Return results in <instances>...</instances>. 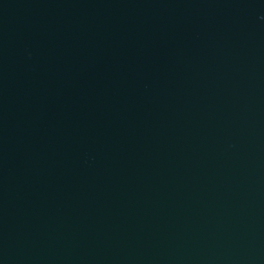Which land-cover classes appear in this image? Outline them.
I'll return each instance as SVG.
<instances>
[{
    "label": "water",
    "instance_id": "95a60500",
    "mask_svg": "<svg viewBox=\"0 0 264 264\" xmlns=\"http://www.w3.org/2000/svg\"><path fill=\"white\" fill-rule=\"evenodd\" d=\"M0 264H264V0H0Z\"/></svg>",
    "mask_w": 264,
    "mask_h": 264
}]
</instances>
